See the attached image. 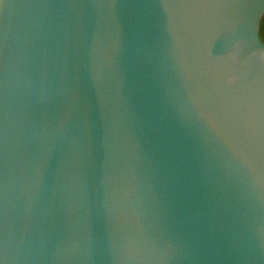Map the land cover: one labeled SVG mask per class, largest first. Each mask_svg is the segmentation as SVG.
<instances>
[{
    "label": "water",
    "instance_id": "obj_1",
    "mask_svg": "<svg viewBox=\"0 0 264 264\" xmlns=\"http://www.w3.org/2000/svg\"><path fill=\"white\" fill-rule=\"evenodd\" d=\"M264 0H0V264H264Z\"/></svg>",
    "mask_w": 264,
    "mask_h": 264
},
{
    "label": "trees",
    "instance_id": "obj_2",
    "mask_svg": "<svg viewBox=\"0 0 264 264\" xmlns=\"http://www.w3.org/2000/svg\"><path fill=\"white\" fill-rule=\"evenodd\" d=\"M260 31H261V37L264 40V17H263L262 22H261V29H260Z\"/></svg>",
    "mask_w": 264,
    "mask_h": 264
}]
</instances>
